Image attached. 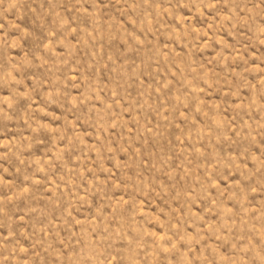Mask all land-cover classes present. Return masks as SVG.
<instances>
[{"label":"rangeland","instance_id":"1","mask_svg":"<svg viewBox=\"0 0 264 264\" xmlns=\"http://www.w3.org/2000/svg\"><path fill=\"white\" fill-rule=\"evenodd\" d=\"M0 264H264V0H0Z\"/></svg>","mask_w":264,"mask_h":264}]
</instances>
